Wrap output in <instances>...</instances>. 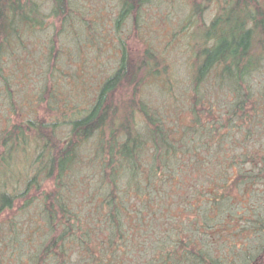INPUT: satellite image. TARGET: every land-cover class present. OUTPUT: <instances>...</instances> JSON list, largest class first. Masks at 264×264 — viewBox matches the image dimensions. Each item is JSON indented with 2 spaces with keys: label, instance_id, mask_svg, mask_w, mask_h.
Masks as SVG:
<instances>
[{
  "label": "trees",
  "instance_id": "trees-1",
  "mask_svg": "<svg viewBox=\"0 0 264 264\" xmlns=\"http://www.w3.org/2000/svg\"><path fill=\"white\" fill-rule=\"evenodd\" d=\"M54 1L61 52L41 72L36 94L58 117L37 113L0 132V264H264V194L252 180L264 177V155L262 172L229 174L264 152V0H221L210 23L191 28L188 88L153 42L133 56L119 38L115 65L85 103L78 88L94 74L82 56L104 50L107 34L87 18L91 11L78 16L73 0ZM144 1L121 0L119 35ZM212 1L219 0L191 3L200 12ZM41 8L38 0H0V84L10 101L15 78L4 73L3 55L50 29ZM80 44L86 49L67 73L62 51ZM49 45L51 61L53 36ZM67 74L74 92L64 88ZM149 83L160 85L159 101ZM124 86L133 87L132 98L117 102ZM216 95L226 122L215 114ZM180 99H190L191 123L180 122ZM235 118L261 145L249 151L244 142L242 153L226 156L220 127L236 126ZM247 182L255 190L243 187L246 209H235L232 191Z\"/></svg>",
  "mask_w": 264,
  "mask_h": 264
},
{
  "label": "rangeland",
  "instance_id": "rangeland-1",
  "mask_svg": "<svg viewBox=\"0 0 264 264\" xmlns=\"http://www.w3.org/2000/svg\"><path fill=\"white\" fill-rule=\"evenodd\" d=\"M38 1L41 2V9L44 11L45 22L47 23L45 25H49L50 29L41 30L39 38H37L35 34L32 36H26V43H24V46L17 45L12 53L8 50L3 55V61L5 62L4 65L6 66V68H4V73L9 75L10 72L13 71L12 75L15 79L13 86H11L13 89H11V101L10 96L5 91L1 92V89H6L4 82L0 84V132L6 129V126L9 123L36 116L37 113L41 117H46V120H52L53 118L58 117L57 113L55 114L51 112L53 109L51 108V105L49 106L47 100L39 102V96L36 92L38 90L37 83L44 82V79H42L44 74L41 72L48 68L50 64L54 66V56L59 55V52H61L58 31L60 24L63 21V16L52 10V7L55 5L54 0ZM73 1L78 5V8H80V11L78 10L77 13L78 16H81V12L91 11L90 14H87V18L100 20L98 21V25L102 28L105 34H107L106 45L102 48L104 50L90 48L87 49L88 52L82 56L87 58L86 67L94 74L92 75L94 80L86 90L84 89L86 87L81 89L79 86L78 88V91L82 92L84 103L92 93L93 85L97 84L98 79L105 76L115 65L117 61L116 52L118 50L115 49V47L119 38L125 39L133 56L142 54L149 46V43L153 42L156 45L157 57H159L158 55L160 52L164 53L165 51V58H167L170 67L174 70L173 73H175L174 79L179 76L181 78V83L188 88L187 80L190 77L192 69L190 57L193 54L190 45H188V40L190 32L193 29L192 27H195L196 23L205 27L211 22L214 16L220 12L221 7L219 6L221 0L218 2L212 1L203 11L195 12L191 0H146L141 4L142 6L139 10L136 9L132 11L130 16L122 22V32L119 35L117 32L118 30H115L114 27L115 17L118 14L121 0ZM89 7L91 10H89ZM51 36L55 39V49L53 54H51V56L53 55V58L50 61L45 60L44 53L45 51L49 52L50 50L49 40ZM85 49L86 47L80 44L79 46L72 45L67 51L66 48L62 51V63L64 70H66L67 73H72L70 70L75 68V65L72 64L75 63V61H72V59L76 58L77 53L83 52ZM96 65L97 68L95 69L94 67ZM64 78L65 79L62 78V81L64 83V88L67 90L66 93H68L70 89L74 92L76 87L71 83V80H73L72 75L67 74ZM256 82H260L258 77H256ZM160 83L162 85L161 81ZM157 85L159 84L156 83L155 85L154 83H149L147 91L153 99L159 101L158 98L161 96V93ZM189 86L191 87V84H189ZM58 87H60V85ZM39 89L42 90L41 87ZM132 90L133 87L131 86L122 87L118 96H116V98L119 99L117 102L120 100H131ZM45 93L46 91H44V96ZM176 93L180 97L183 95L182 89H176ZM215 102L217 106L215 113L216 116H218L222 122H226L228 115L223 112L226 107L225 103L221 101V99H218L217 95L215 96ZM59 103L64 107L62 99ZM179 105V108L181 109V112L179 113L181 119L180 122L191 123L193 113L190 110V99H188V102L180 99ZM233 124L236 126L230 128L231 125H225L220 127L221 129L219 128L220 137L225 141L226 147L223 150V153H226V156L230 154L239 155L242 153L244 150L242 144H244V142H247L246 148L249 151H253L252 149L254 147L261 145L256 135L246 132V128L239 127L238 119L236 120L235 118ZM218 136L217 133L215 137ZM262 145L264 147V142ZM213 147L215 148L216 146L212 145L211 148ZM217 148H215L214 151L217 152ZM204 151V153H209L207 150ZM211 151L212 150H210V153ZM219 153L218 148V154ZM188 154L190 155V153ZM262 154L264 155V152L256 153L253 160L248 163L241 162L237 165V169L236 167L230 168L229 174L237 175L240 171L250 174L262 172ZM253 178L254 179L252 180L258 182L257 190L264 194V177L262 174L261 176H254ZM239 179H241L240 176ZM243 187H246L247 190L248 188H252L253 191L255 190L250 182L244 184L242 188L234 187L232 193H238L236 197H239L236 201L237 207L235 209H246L240 203L241 197L244 198L248 193L247 191H241ZM246 248L250 249L248 245Z\"/></svg>",
  "mask_w": 264,
  "mask_h": 264
}]
</instances>
